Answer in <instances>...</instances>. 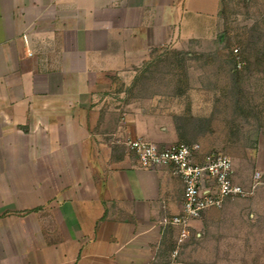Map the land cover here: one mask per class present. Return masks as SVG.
I'll return each mask as SVG.
<instances>
[{
  "label": "crops",
  "instance_id": "0c3cea01",
  "mask_svg": "<svg viewBox=\"0 0 264 264\" xmlns=\"http://www.w3.org/2000/svg\"><path fill=\"white\" fill-rule=\"evenodd\" d=\"M223 8L0 0V264L168 263L180 228L166 220L182 211L183 179L174 164L142 167L124 140L199 144L198 163L222 150V87H202L218 93L206 112L168 114L164 94L178 88L148 64L166 49L219 45Z\"/></svg>",
  "mask_w": 264,
  "mask_h": 264
},
{
  "label": "rangeland",
  "instance_id": "374dc122",
  "mask_svg": "<svg viewBox=\"0 0 264 264\" xmlns=\"http://www.w3.org/2000/svg\"><path fill=\"white\" fill-rule=\"evenodd\" d=\"M222 23L219 45L166 49L148 64L162 70L157 82L178 88L164 94L168 114L206 112L218 93L202 87H222L221 151L245 190L210 207L209 225L180 245V256L187 264H264V0H224Z\"/></svg>",
  "mask_w": 264,
  "mask_h": 264
},
{
  "label": "built area",
  "instance_id": "2783aa9c",
  "mask_svg": "<svg viewBox=\"0 0 264 264\" xmlns=\"http://www.w3.org/2000/svg\"><path fill=\"white\" fill-rule=\"evenodd\" d=\"M235 51L237 52V49ZM124 143L137 153L142 167L156 168L174 164V172L182 177L184 182L182 211L166 220L180 228L178 245L172 250L167 264H187L180 256V245L189 235L191 221L201 217L208 208L221 206L226 197L245 192L243 186L232 179V157L221 151H210L204 160L198 163L195 153L200 149L199 144L174 142L160 147L156 142L143 137L128 138ZM260 176L261 173L257 171L255 179H259ZM206 181H213L215 189L205 191Z\"/></svg>",
  "mask_w": 264,
  "mask_h": 264
}]
</instances>
